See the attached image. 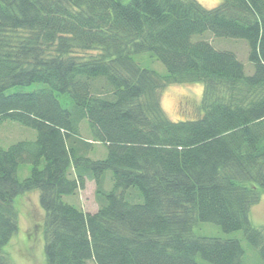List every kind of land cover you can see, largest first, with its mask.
I'll return each instance as SVG.
<instances>
[{
  "label": "trees",
  "instance_id": "16d2710c",
  "mask_svg": "<svg viewBox=\"0 0 264 264\" xmlns=\"http://www.w3.org/2000/svg\"><path fill=\"white\" fill-rule=\"evenodd\" d=\"M208 31L245 40L253 71L194 40ZM142 53L167 73L142 66ZM34 82L44 86L7 92ZM192 82L204 84L194 117L169 118L164 89ZM6 120L37 135L0 144V264L19 231L16 197L33 190L46 264H245L240 239L198 235L200 222L242 230L264 260V227L250 219L264 193V0H0ZM97 144L105 157L90 156ZM88 181L95 212L63 199Z\"/></svg>",
  "mask_w": 264,
  "mask_h": 264
},
{
  "label": "rangeland",
  "instance_id": "374dc122",
  "mask_svg": "<svg viewBox=\"0 0 264 264\" xmlns=\"http://www.w3.org/2000/svg\"><path fill=\"white\" fill-rule=\"evenodd\" d=\"M198 1L205 7L212 8L220 4L222 0ZM199 37L209 40L217 48L233 50L245 63L246 71L248 73L253 71V65L248 60L249 49L245 40L215 37L209 31L202 36H193L194 40ZM135 59L144 67L156 69L162 74L167 73L165 65L149 53L136 54ZM42 86H44L43 83L34 82L26 86L11 87L7 92L12 93L20 90L33 91ZM203 89V82L173 83L168 85L162 95V105L168 117L173 120L194 117V110L197 104L201 102ZM57 96L64 106H69L71 99L68 94L57 93ZM82 125L84 128L83 133L87 136V122H83ZM36 135L37 131L34 128L14 120H6L0 126V144L4 147H8L20 140L34 139ZM106 154V147L97 144V148L90 153V156L102 158ZM30 170L31 165L29 163H21L18 169V177L20 179L26 178L30 174ZM95 189L96 185L94 181H88L84 189L79 190L73 195H64L63 199L71 204L82 206L86 211L95 212L98 209ZM15 206L18 210L19 231L6 246L11 264H46L44 251L45 210L40 204L39 192L33 190L17 196ZM250 219L256 227H264V193L261 200L251 207ZM195 232L198 235L210 237L238 238L245 250V264H264V260L260 257L258 250L251 246L242 230L227 233L218 224L200 222L195 227ZM198 260L201 264H210L200 257H198Z\"/></svg>",
  "mask_w": 264,
  "mask_h": 264
}]
</instances>
